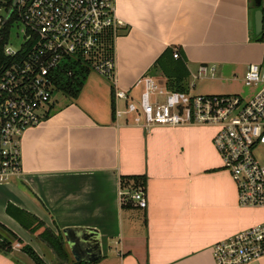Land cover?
<instances>
[{
	"label": "crops",
	"instance_id": "crops-1",
	"mask_svg": "<svg viewBox=\"0 0 264 264\" xmlns=\"http://www.w3.org/2000/svg\"><path fill=\"white\" fill-rule=\"evenodd\" d=\"M116 14L123 23L114 45L117 84L131 101L140 100L145 86L138 81L167 50L179 51L192 94L252 93L243 80L250 64L264 61V43L255 35L251 0H116ZM201 65L215 71L199 77ZM157 71L165 81L155 82L168 88ZM64 97L25 134L23 175L0 184V226L46 264L60 261L25 218L63 238L68 264L85 262L75 260L66 231L98 233L102 258L92 264H216L215 244L264 223V208L239 206L215 128L145 130L102 79L86 81L76 99ZM137 189L146 193V209L120 197V190ZM0 264L34 263L14 250L0 253ZM250 264H264V257Z\"/></svg>",
	"mask_w": 264,
	"mask_h": 264
},
{
	"label": "built area",
	"instance_id": "built-area-1",
	"mask_svg": "<svg viewBox=\"0 0 264 264\" xmlns=\"http://www.w3.org/2000/svg\"><path fill=\"white\" fill-rule=\"evenodd\" d=\"M122 26L116 0H0V47L3 42L9 59L0 64V184L23 175L24 136L44 123L55 102V81L70 66L66 61L93 68L109 80L114 101L126 102L136 126L215 128L214 145L236 185L239 206L264 208V165L258 157L264 149V61L248 66L243 81L252 90L249 96L195 95L143 77L138 85L145 91L135 102L118 87L115 53H104V37L111 32L115 43ZM15 31L21 40L16 46ZM174 58H180L179 51ZM214 71V65H201L198 76ZM120 197L140 209L148 206L143 189L120 190ZM213 256L216 264H250L264 257V223L215 244Z\"/></svg>",
	"mask_w": 264,
	"mask_h": 264
},
{
	"label": "trees",
	"instance_id": "trees-1",
	"mask_svg": "<svg viewBox=\"0 0 264 264\" xmlns=\"http://www.w3.org/2000/svg\"><path fill=\"white\" fill-rule=\"evenodd\" d=\"M251 8L255 13L256 9L254 7L253 0H251ZM264 13V9H263ZM112 33L108 32L103 39L104 50L107 56L114 55V39L112 37ZM258 39L264 43V29L263 32L257 36ZM9 59L5 56L3 52V42L2 48L0 47V64L6 63ZM156 68L160 70L163 76L168 80V89L179 92H187L188 87L185 84L189 77V72L184 66L183 62L179 59L176 60L174 58V53L171 50H167L157 61ZM91 68L88 66H80V71L77 74H72L71 76L66 77L65 74L60 78L58 77L57 81H55L56 90L62 92L66 97L71 99H76L80 95L88 75L91 72ZM127 201L132 203L127 198ZM28 222V226L26 229L30 230V232L35 233L38 227H44L45 224L41 221L36 220L33 217L25 218ZM1 230L8 234L9 237H6L2 232H0V253H4L7 255H13V245L14 242H20L18 238L11 231L7 230L4 226H0ZM44 242H46L50 248L54 251L60 263H52V264H62L65 262L68 264L69 255L65 249L64 241L61 236H57L48 228H45V231L39 236ZM21 252L26 254L34 264H46L42 258L34 251L30 246H24L21 249ZM87 264V263H80Z\"/></svg>",
	"mask_w": 264,
	"mask_h": 264
},
{
	"label": "water",
	"instance_id": "water-1",
	"mask_svg": "<svg viewBox=\"0 0 264 264\" xmlns=\"http://www.w3.org/2000/svg\"><path fill=\"white\" fill-rule=\"evenodd\" d=\"M256 9L254 14V31L255 35L259 36L264 29V13L262 0H253ZM66 239L71 249L72 255L77 262L84 261L87 264H92L102 258L101 245L99 235L94 230H82L70 236L69 231H66Z\"/></svg>",
	"mask_w": 264,
	"mask_h": 264
},
{
	"label": "rangeland",
	"instance_id": "rangeland-1",
	"mask_svg": "<svg viewBox=\"0 0 264 264\" xmlns=\"http://www.w3.org/2000/svg\"><path fill=\"white\" fill-rule=\"evenodd\" d=\"M23 27L21 26L18 30V34L19 36L21 37L22 36V33H23ZM119 33V32H118ZM120 35V33H119ZM13 45L16 46L21 40L17 39L16 37V31L13 33ZM65 63H68L70 66L67 68V74H65V80H66V77H68V72H71L72 74H77L79 71H80V66L81 64H76V63H73V62H66L64 61ZM148 76V75H147ZM149 77H151L154 81H165L161 78H159V73L157 71V69H153L152 72L149 74ZM104 80V81H109L107 79H105L104 77H102L100 74H98L93 68L90 72V74L88 75L86 81H91V80ZM248 94H245L244 96H248ZM54 97L55 99L59 100V102H61L65 97H64V94L62 92H59V91H55L54 93ZM258 157H259V160L261 161V163L264 165V149H261L259 152H258ZM45 231L44 228H40L38 227L36 232L37 233H43ZM0 232H2L6 237H9L8 234H6L5 232H3L0 228ZM35 232V233H36ZM19 242H14V245H13V250H21L24 246H28V245H19L18 244ZM31 247V246H30ZM32 248V247H31ZM35 251V250H34ZM13 256V255H11Z\"/></svg>",
	"mask_w": 264,
	"mask_h": 264
}]
</instances>
